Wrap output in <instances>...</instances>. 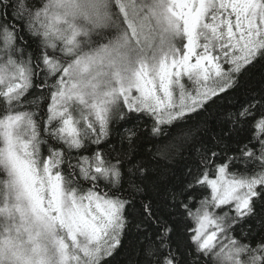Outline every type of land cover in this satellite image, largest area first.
Instances as JSON below:
<instances>
[{
    "label": "snow or ice",
    "instance_id": "obj_1",
    "mask_svg": "<svg viewBox=\"0 0 264 264\" xmlns=\"http://www.w3.org/2000/svg\"><path fill=\"white\" fill-rule=\"evenodd\" d=\"M0 264H264V0H0Z\"/></svg>",
    "mask_w": 264,
    "mask_h": 264
}]
</instances>
